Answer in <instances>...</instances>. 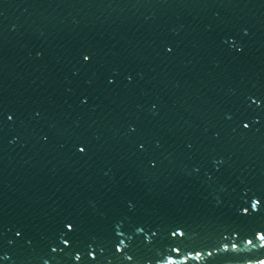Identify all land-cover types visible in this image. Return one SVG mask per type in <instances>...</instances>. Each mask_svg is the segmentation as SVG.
Instances as JSON below:
<instances>
[{"label": "water", "instance_id": "1", "mask_svg": "<svg viewBox=\"0 0 264 264\" xmlns=\"http://www.w3.org/2000/svg\"><path fill=\"white\" fill-rule=\"evenodd\" d=\"M258 97L264 0H0V255L11 258L0 264H42L69 218L104 249L100 264L264 258L252 235L264 214L244 212L264 188ZM174 222L186 226L180 254ZM117 227L128 247L114 256ZM224 236L236 247L217 253ZM27 240L36 252L19 249Z\"/></svg>", "mask_w": 264, "mask_h": 264}, {"label": "snow or ice", "instance_id": "2", "mask_svg": "<svg viewBox=\"0 0 264 264\" xmlns=\"http://www.w3.org/2000/svg\"><path fill=\"white\" fill-rule=\"evenodd\" d=\"M167 51L171 52L172 49L168 48ZM80 56L82 58V61L85 63L92 61L94 58L90 52H81ZM257 99H260L261 102L264 103V98L258 97ZM249 101V108H251L252 105H256L257 103V100L253 99L252 97H249ZM82 103L87 104V99L82 98ZM4 115L5 114H0V119H2ZM36 115L39 116V113H36ZM6 119L8 121H12L13 115L7 114ZM229 119H231V117H229ZM260 119L264 120V116L260 115ZM246 120L248 122H245ZM254 122L259 123L260 121L256 120ZM240 123L242 124L244 129H248L250 124L253 123V116L249 113H245L242 116ZM131 132L135 133L136 129L131 128ZM45 139H47V137H45ZM138 149L142 152L146 151V145L144 143H139ZM78 151L80 153H84L85 147H79ZM151 166L153 168L156 167L155 163H153ZM253 196H258L259 199H254ZM248 201V205L244 208V212L246 214H264V188H261L259 191H253L249 195ZM137 231L143 233L144 228L137 226ZM149 231L151 232V229H149ZM113 233L114 238H109V242L111 244L112 254L114 256H118V254L124 253L128 246L125 244L126 238L123 231H120L117 227L113 228ZM168 233L169 236L173 238L172 243L174 245L170 249V251L172 253L180 254L182 251V247H186V240L183 239L186 236V226L179 222H174L172 226L168 228ZM151 235L154 237L156 233L151 232ZM252 235L257 241L264 242V228L254 230ZM15 236L18 238H22V233L20 231H16ZM233 236H235L234 233ZM149 242H151L150 238ZM9 243L13 242L9 241ZM16 243L18 244L19 249L23 250L24 252H36V249L31 247L33 243L32 240L26 241L29 247H25V244L21 243L20 241H16ZM94 243H97L96 240L90 239L88 237L84 225H82L79 220L70 218L65 219L61 222V225L58 228L56 235L52 237L49 242L46 243L44 248L41 249L44 255H41L40 259L42 260V264H49V260L45 259V256H48L53 260H55L56 257H60V259L62 260L66 259L67 261H70L71 264H100L101 258L103 257L104 249L99 245H97L96 248H93L92 245ZM230 243L231 241H229V238L227 236H224L220 244L216 245L217 253L227 250L229 248ZM245 243L252 245L253 248L257 247V245L254 244L252 240H247L245 241ZM231 247L235 249V243H231ZM259 248H264V243H260ZM3 251V241L0 240V252ZM205 254L208 257H211L213 255L211 251H207L205 253L204 250L195 251L194 256L191 252H188L183 255V264H187V261L189 259L200 260L202 257L205 256ZM7 259L11 258L0 255V261ZM125 259L128 261H132L133 256L126 255ZM254 260L255 264H264V258L247 259V264H253ZM165 264H181V261L175 259L172 256H169L165 260Z\"/></svg>", "mask_w": 264, "mask_h": 264}]
</instances>
